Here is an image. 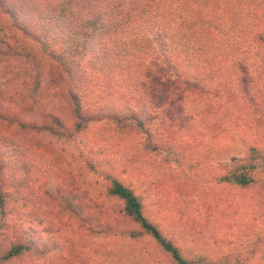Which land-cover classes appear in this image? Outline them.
<instances>
[{
    "label": "trees",
    "instance_id": "obj_1",
    "mask_svg": "<svg viewBox=\"0 0 264 264\" xmlns=\"http://www.w3.org/2000/svg\"><path fill=\"white\" fill-rule=\"evenodd\" d=\"M102 120L140 127L159 163L128 146L110 159L90 149L57 157L54 146H80V132ZM244 133L243 159L212 177L234 189L229 206L253 205L238 251L185 253L142 196L103 170L121 159L160 184L166 165L180 191L204 165L200 147ZM45 150L62 169L58 197L37 185L34 157ZM32 201L60 203L89 237L149 239L173 264L249 260L264 244L253 228L264 216V0H0V213L11 202L31 205L29 218L55 230ZM29 250L12 241L0 264Z\"/></svg>",
    "mask_w": 264,
    "mask_h": 264
},
{
    "label": "rangeland",
    "instance_id": "obj_2",
    "mask_svg": "<svg viewBox=\"0 0 264 264\" xmlns=\"http://www.w3.org/2000/svg\"><path fill=\"white\" fill-rule=\"evenodd\" d=\"M156 64L153 63L155 71L173 80V76L166 69ZM155 86L159 95L164 94L166 86ZM86 126L77 140V142L80 140V146L75 143L72 147H66L59 143L53 147L57 151V157L59 152L61 159H64L66 153L73 152V155H77L81 151L82 154H86L90 149L108 153L102 157L108 159L111 156L118 157V150L128 146L149 155L148 160L154 163H159L161 159L158 153L148 149L145 133L134 124L102 120L93 121ZM241 135L200 147L202 149L197 160L203 161L204 165H198L197 169L192 170L198 179L194 178L193 181L184 183L180 191L178 187L173 186L174 180L166 178L171 175L166 165L165 177L163 174L159 176L160 184L153 183L152 173L134 169L128 164L123 166L121 159L113 165L103 166V170L114 173L133 188L136 194L142 196L149 217L162 225L185 249V253L198 250L213 254L229 250L238 251L241 248L240 243L247 235L243 230L253 216L251 211L253 205L240 206L242 210L237 209L233 202L229 206L231 198L229 196L234 189L217 183L212 177L217 171V166L230 167L243 159L248 148L246 139L249 136L246 133ZM83 142L86 145L82 144ZM79 147L80 149H77ZM113 151L117 153L114 154ZM55 156L54 153L50 154L45 150L34 159L42 168V174L37 182L40 190H46L51 196L58 197V185L63 173L58 160L55 161ZM66 167L69 168V165ZM96 179L103 181L104 178ZM32 204L45 212L48 227L55 230L49 231L29 218L31 205L20 203L14 206L11 202L7 208L9 212L0 213V221L6 223L1 229L0 249L9 247L12 241L20 238L30 250L20 259L6 264H173L149 239L133 241L114 237H89L87 231L60 203L42 204L32 201ZM10 207L12 210H9ZM222 212L230 213L231 216L227 217ZM228 221L234 224L231 229L225 224ZM253 226L254 231L259 230L264 235V216L255 220ZM68 245L73 247L75 253L71 252ZM244 264H264V244Z\"/></svg>",
    "mask_w": 264,
    "mask_h": 264
}]
</instances>
